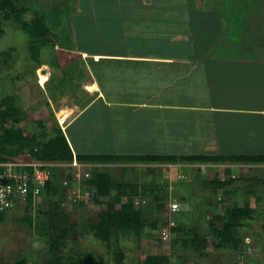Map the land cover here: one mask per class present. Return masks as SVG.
<instances>
[{
  "label": "rangeland",
  "instance_id": "374dc122",
  "mask_svg": "<svg viewBox=\"0 0 264 264\" xmlns=\"http://www.w3.org/2000/svg\"><path fill=\"white\" fill-rule=\"evenodd\" d=\"M24 1L28 4L30 0ZM253 1L257 2V9L251 6L250 2ZM58 2L59 0H40L42 7L52 6ZM69 2L76 4L78 0ZM94 3L95 1L88 3L86 0L81 2V10L90 14L84 16L86 19L83 20L88 31L95 28L97 19L96 15L88 11L96 13L100 10ZM240 5L238 9L232 8L233 14L229 16L231 21H227V28L235 32L237 25L239 30L250 34L252 39H264V0H250L246 5L240 2ZM34 18L31 13L24 16L29 23ZM0 23L2 24L0 29L4 32L0 34V103L4 97H12L22 110V121L18 127L25 128L29 134L42 136L43 139L49 138L60 128L59 119L67 118L71 123L80 112L96 100L95 92L91 91L95 90L94 85L88 87L87 84L88 80L95 77L94 71L99 69V66L93 61L85 62L84 57L80 55L75 53L72 55V51L67 48L68 42L65 41H59L54 49L50 47L43 49L39 59L45 64L36 63L30 53L31 40L19 29L20 26L2 21L1 18ZM255 24H260L259 29L253 28ZM181 26L186 28V24ZM106 38L103 34L101 41L96 33L90 35L84 47L88 50H99L103 47L110 49V45L105 44L108 40ZM40 74L48 77L44 84L40 81ZM77 77L81 78L82 83H79ZM88 93L93 94L87 96ZM206 102H209V99ZM63 106L71 112L67 116H59L61 111L66 110L60 108ZM95 106L92 105L85 115H90ZM208 113L212 115L211 111ZM154 126L156 128V125ZM69 128L68 125L60 129L75 148L73 143L78 145L77 143L82 141L75 138L77 142L75 143ZM111 130L115 134V129ZM101 131L103 132V129L98 130V135ZM115 135L116 137L109 136V144H113L114 147L109 148V153L168 154L167 148L156 149L153 141L146 139L143 142L144 147L121 149L118 143L120 137L118 134ZM87 144H82L84 151L89 148ZM148 146L151 149H148ZM100 150L101 148L95 145L91 153H98ZM190 153L199 154L198 151ZM22 158L26 162L29 161L28 155ZM230 167L234 181L216 192L212 191L211 185H207V182H211L216 173L219 180H228L223 166L208 169L203 167L199 172L193 165H160L154 172L144 171L142 166L134 169L131 166L108 167L118 183L136 182L151 191L146 195L134 197L135 206L148 212V223L142 233L140 235L131 231L120 233L122 245L128 251L126 264H143L144 258L149 254L170 257V261L165 264H264V168ZM64 168L66 177L61 183L56 184L59 189L57 197L43 193L35 198L32 208L23 203L17 209L8 211L4 220H0V264L15 263L21 258H26L28 264H48L51 242L56 235L55 226L61 224L64 215L72 223H78L85 232L75 244L72 240L62 243L65 254L91 252L101 264H115L114 251L118 248V241L113 239L111 248L108 249L104 244L95 243V240L86 233L90 221H96L102 210L101 206L93 203L92 194L88 192L87 180L94 174L93 166L86 164L73 168L67 165ZM226 191L231 194L226 195ZM181 198H189V203L182 202ZM179 201L180 209L177 215H172L174 212L169 209L170 204ZM163 202L168 208L160 209ZM235 203L252 205L255 217L250 222L243 223L241 227L232 228L235 240L233 245L214 233L213 228L222 230L226 226V221L220 217L224 216L226 210ZM55 205H60L57 213ZM183 211L184 213L180 214ZM173 225L182 226L183 230L174 232ZM195 240L196 245L186 244ZM203 241H206V247ZM232 245L234 247L237 245L235 250Z\"/></svg>",
  "mask_w": 264,
  "mask_h": 264
},
{
  "label": "crops",
  "instance_id": "0c3cea01",
  "mask_svg": "<svg viewBox=\"0 0 264 264\" xmlns=\"http://www.w3.org/2000/svg\"><path fill=\"white\" fill-rule=\"evenodd\" d=\"M91 1L100 9L94 29L88 31L86 18L70 19L71 54L99 66L87 84L96 85V100L69 124L74 142L82 141L78 150L71 144L74 153L118 155L109 153V136L118 134L124 150L144 147L146 139L168 153L264 155V39L226 26L232 8L250 0ZM95 33L101 41L105 34L111 48L86 49ZM87 143L101 150L91 153Z\"/></svg>",
  "mask_w": 264,
  "mask_h": 264
},
{
  "label": "trees",
  "instance_id": "16d2710c",
  "mask_svg": "<svg viewBox=\"0 0 264 264\" xmlns=\"http://www.w3.org/2000/svg\"><path fill=\"white\" fill-rule=\"evenodd\" d=\"M69 1L75 2V0H59L58 3L52 6L43 5L44 7H42L40 0H30L29 3L27 2L28 4H25L24 0H0V18L2 21L20 26L19 29L31 40L30 53L33 60L36 63L45 64L40 61L39 55L46 47L54 49L59 44V41L68 42L67 48L69 49L73 47L71 17L79 19V17L83 16L85 18L84 16L90 15L84 10L76 11V9L78 10V2L75 4ZM88 12L95 15L94 11ZM26 13H31L35 16L31 23L24 19ZM0 25L2 24L0 23ZM1 30L0 34L4 33ZM21 115L22 110L15 104V100L12 97L6 96L2 99L0 103V162L24 161L22 157L29 155L34 162L52 164L49 168L50 179L43 193H48L54 197H57L59 193L56 184L58 182L61 183L66 177L65 172H63L66 165H70L75 158L79 163L93 164L92 171H94V174L87 180L89 184L88 192L92 194L93 203L101 206L102 210L98 214L96 221H90L89 227L86 228L88 229L86 233L95 240V243L104 244L108 249L111 248L113 239L118 241V248L114 251L115 264H126L128 254V251L122 245L121 240L123 239L120 238L122 237L120 233L122 231H131L140 235L148 223V212L135 206L134 197L146 195L151 191L148 187L136 182L118 183L108 167L118 165L123 167L131 166L134 169L142 166L144 171L154 172L156 167L160 165H193L199 172V170L202 171L203 167L208 169L223 166L224 173L229 179L219 180V176L216 173L211 182H207V185H211L212 191L216 192L234 181L231 176L232 168L230 166L264 164V155L234 154L226 156L221 154H181L174 152L168 154L133 155L74 153L71 144L60 128L55 131V135L43 139L42 136L38 137L36 134H29L25 128L18 127V124L22 121ZM39 125L41 126L42 124L39 122ZM74 145L78 150V146ZM25 170L29 175H32L33 167L25 168ZM32 186H30L31 189L29 188L27 197L22 200L24 205L29 208H32L35 203ZM225 194L231 193L226 191ZM124 197H126V200H124ZM156 199L159 200L160 198ZM181 201L189 203V198H181ZM22 202L16 208L0 213V220H4L8 211L22 206ZM164 202L160 205V209L168 208ZM59 206L55 205L56 213L59 211ZM183 213L184 211L180 214ZM254 213L255 209L249 203H235L226 210L224 216L220 217L223 221H226V226L222 230L214 227L213 232L219 237H223L226 242L234 245L233 229L241 227L243 223L250 222L255 217ZM174 214L177 215V212L172 213V215ZM172 227L174 232L177 233L183 230L182 226L179 225H173ZM55 230L56 235L51 242L48 264H101L91 252L65 254L62 243L72 240L75 244L78 238L85 234L84 229L80 228L78 223H72L64 215L61 224L56 225ZM186 244L196 245L197 241L187 242ZM203 245L206 247V241H203ZM235 247L234 250L236 249ZM169 261L170 257L168 256L149 254L144 258L143 264H165ZM5 264H28V262L26 258H21L15 263Z\"/></svg>",
  "mask_w": 264,
  "mask_h": 264
},
{
  "label": "built area",
  "instance_id": "2783aa9c",
  "mask_svg": "<svg viewBox=\"0 0 264 264\" xmlns=\"http://www.w3.org/2000/svg\"><path fill=\"white\" fill-rule=\"evenodd\" d=\"M68 124L67 118L59 119L61 128L64 129ZM28 160L27 162L25 160L0 162V213L14 209L21 204L22 200L27 197L32 185L35 198L43 193L50 179L49 168L52 164L34 162L30 157ZM70 165L73 168H77L79 165L86 164L79 163L75 158ZM28 167H33L32 175H29L25 170ZM179 209L180 203L173 202L170 204L172 212H177Z\"/></svg>",
  "mask_w": 264,
  "mask_h": 264
},
{
  "label": "bare ground",
  "instance_id": "6f19581e",
  "mask_svg": "<svg viewBox=\"0 0 264 264\" xmlns=\"http://www.w3.org/2000/svg\"><path fill=\"white\" fill-rule=\"evenodd\" d=\"M46 68V67H45ZM48 80V77L44 74H40V81L42 82V84H44L46 81ZM94 89L97 90V87L96 85H94ZM70 110L68 111L67 109L66 110H63L59 113V116H67L68 114H70Z\"/></svg>",
  "mask_w": 264,
  "mask_h": 264
},
{
  "label": "clouds",
  "instance_id": "9594fccd",
  "mask_svg": "<svg viewBox=\"0 0 264 264\" xmlns=\"http://www.w3.org/2000/svg\"><path fill=\"white\" fill-rule=\"evenodd\" d=\"M69 123H70V122H69ZM68 125H69V124H68ZM68 125H67V126H68ZM60 128H61V127H60ZM61 129H62V128H61Z\"/></svg>",
  "mask_w": 264,
  "mask_h": 264
}]
</instances>
